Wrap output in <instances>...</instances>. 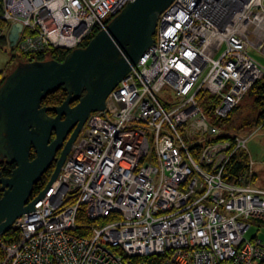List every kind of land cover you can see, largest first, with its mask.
I'll use <instances>...</instances> for the list:
<instances>
[{"label":"built area","instance_id":"built-area-1","mask_svg":"<svg viewBox=\"0 0 264 264\" xmlns=\"http://www.w3.org/2000/svg\"><path fill=\"white\" fill-rule=\"evenodd\" d=\"M129 1L0 0V39L11 60L72 51ZM251 46L264 53V0H174L45 196L0 236V264H264V241L245 237L264 224L252 134L220 122L264 78Z\"/></svg>","mask_w":264,"mask_h":264},{"label":"water","instance_id":"water-1","mask_svg":"<svg viewBox=\"0 0 264 264\" xmlns=\"http://www.w3.org/2000/svg\"><path fill=\"white\" fill-rule=\"evenodd\" d=\"M173 1H129L86 46L73 49L63 61H21L6 76L0 86V164L15 168L9 176L0 170V236L45 196L89 115L105 109L109 94L155 43L159 18ZM21 28L19 23L12 27L11 46ZM60 87L67 92L65 101L42 106ZM54 163L46 186L33 196L34 186Z\"/></svg>","mask_w":264,"mask_h":264},{"label":"rangeland","instance_id":"rangeland-1","mask_svg":"<svg viewBox=\"0 0 264 264\" xmlns=\"http://www.w3.org/2000/svg\"><path fill=\"white\" fill-rule=\"evenodd\" d=\"M250 54L264 67V55L260 53L254 46L249 49ZM18 54L20 52L18 51ZM12 50L7 46L0 47V78L10 74L18 65V61L21 58L11 60ZM21 55V54H20ZM5 80V79H4ZM3 80V82H4ZM3 84V83H2ZM1 84V85H2ZM255 95L253 93L246 96L241 105L232 114L229 121L225 123V127L241 132L243 135L248 136L252 134V137L248 141V152L253 155L256 161L264 163V126H259L258 109L254 104ZM264 168V164H262ZM258 187L264 188V179L258 176L256 180ZM250 227L247 230L245 237L251 239L258 237L264 241V224H260L256 221H249Z\"/></svg>","mask_w":264,"mask_h":264},{"label":"trees","instance_id":"trees-1","mask_svg":"<svg viewBox=\"0 0 264 264\" xmlns=\"http://www.w3.org/2000/svg\"><path fill=\"white\" fill-rule=\"evenodd\" d=\"M113 18V17H112ZM112 18H109L107 20V24L112 20ZM100 29H95L94 33L99 32ZM92 36H89L81 45L86 46L89 41L91 40ZM7 45L6 38L0 39V47H4ZM69 49H53L49 52H42L34 57L30 58V60H46V59H57L59 61H63L66 55L70 52ZM25 59L26 57L23 56ZM6 79L5 77L2 78L0 82V86L3 83V80ZM5 81V80H4ZM253 93L255 95L254 104L256 108L258 109V118L257 121L259 122V126L264 124V78L256 82L251 90L249 91V94ZM248 94V95H249ZM67 98V92L63 89V87H60L58 90H56L53 93H50L42 100V106H55L62 104L65 99ZM77 104V101L74 102L72 105ZM239 107V106H238ZM236 107L234 111L231 113V115L225 119L220 120L221 123L225 124L227 121L230 120L232 114L237 110ZM207 109V108H206ZM50 115H54V112H49ZM60 152H58L59 156ZM246 165V156L244 154H240L236 159H233L231 162L229 168L227 169L226 173V179H230L233 176H235L239 171H241ZM15 168V164H6L4 161L0 164V170L2 176H9L12 172V170ZM55 169V163L42 175L40 181L34 186L33 196H36L39 194L43 188L46 186L47 182L49 181L53 171ZM2 191L0 190V198L2 196ZM85 218L80 215L78 222H79V229L78 231L80 233L87 232L86 229L81 228L80 224L84 223ZM12 233V230H8L5 235H9Z\"/></svg>","mask_w":264,"mask_h":264},{"label":"crops","instance_id":"crops-1","mask_svg":"<svg viewBox=\"0 0 264 264\" xmlns=\"http://www.w3.org/2000/svg\"><path fill=\"white\" fill-rule=\"evenodd\" d=\"M260 53H262L263 55H264V53L263 52H261V50L259 49V48H257V47H255ZM260 126H264V124H262V125H260ZM250 154V153H249ZM250 157H251V159H253L254 160V168H255V171H256V180H257V178H258V176H260L262 179H264V168H263V166H262V164H264V163H261L260 161L258 162V161H256L255 159H254V157H253V155L252 154H250ZM255 183H256V181H255Z\"/></svg>","mask_w":264,"mask_h":264},{"label":"flooded vegetation","instance_id":"flooded-vegetation-1","mask_svg":"<svg viewBox=\"0 0 264 264\" xmlns=\"http://www.w3.org/2000/svg\"><path fill=\"white\" fill-rule=\"evenodd\" d=\"M17 61H18V60H17ZM21 61H22V60L18 61V63L21 62ZM1 80H2V78H0V82H1Z\"/></svg>","mask_w":264,"mask_h":264}]
</instances>
